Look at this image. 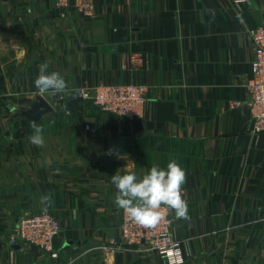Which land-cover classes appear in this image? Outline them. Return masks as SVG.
Instances as JSON below:
<instances>
[{
  "label": "crops",
  "instance_id": "1",
  "mask_svg": "<svg viewBox=\"0 0 264 264\" xmlns=\"http://www.w3.org/2000/svg\"><path fill=\"white\" fill-rule=\"evenodd\" d=\"M93 5L87 16L75 0H0V264H170L108 245L123 211L111 177L171 159L186 171L188 218L172 211L182 264H264V131L253 128L245 87L264 0ZM44 63L72 91L144 85L142 115L123 119L66 92L43 97L53 109L34 118ZM33 123L43 147L28 140ZM43 209L61 225L56 257L9 239Z\"/></svg>",
  "mask_w": 264,
  "mask_h": 264
},
{
  "label": "built area",
  "instance_id": "2",
  "mask_svg": "<svg viewBox=\"0 0 264 264\" xmlns=\"http://www.w3.org/2000/svg\"><path fill=\"white\" fill-rule=\"evenodd\" d=\"M75 5L83 14H93V0H75ZM249 35L255 47V55L252 60V74L245 83L249 96L247 106L253 119L254 130L264 131V24L250 28ZM146 91V87L140 84H105L80 89V97L91 99L94 105L104 112L132 120L143 113L147 100ZM235 104L242 103L236 101ZM173 226L174 218L170 210H165L164 219L153 229L133 223L122 211L121 234L119 237L110 238L108 248L113 252L154 251L165 257L170 264H182L184 257L181 240L174 235ZM60 231L61 225L57 217L43 209L23 215L13 228L9 239L11 243L34 244L56 257L58 253L54 241Z\"/></svg>",
  "mask_w": 264,
  "mask_h": 264
},
{
  "label": "clouds",
  "instance_id": "3",
  "mask_svg": "<svg viewBox=\"0 0 264 264\" xmlns=\"http://www.w3.org/2000/svg\"><path fill=\"white\" fill-rule=\"evenodd\" d=\"M34 87V95L42 98L60 96L63 99L66 92L69 99L80 97V90H70L64 77L59 72H50L47 63L40 65ZM43 131L33 123V134L28 137L29 142L43 147ZM111 183L117 189L114 200L116 207L123 210L135 224L153 229L164 219L165 210L173 211L178 219L188 218V204L183 193L186 171L175 159H171L166 168L153 165L142 176L134 172L121 174L117 170L111 177Z\"/></svg>",
  "mask_w": 264,
  "mask_h": 264
},
{
  "label": "water",
  "instance_id": "4",
  "mask_svg": "<svg viewBox=\"0 0 264 264\" xmlns=\"http://www.w3.org/2000/svg\"><path fill=\"white\" fill-rule=\"evenodd\" d=\"M52 109V105L45 98H41L35 106V114L33 117L37 119L45 113L52 111Z\"/></svg>",
  "mask_w": 264,
  "mask_h": 264
},
{
  "label": "rangeland",
  "instance_id": "5",
  "mask_svg": "<svg viewBox=\"0 0 264 264\" xmlns=\"http://www.w3.org/2000/svg\"><path fill=\"white\" fill-rule=\"evenodd\" d=\"M82 98V97H81Z\"/></svg>",
  "mask_w": 264,
  "mask_h": 264
}]
</instances>
